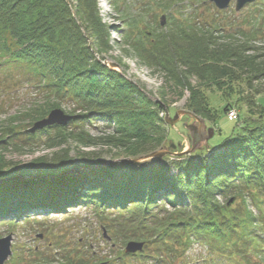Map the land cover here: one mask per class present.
I'll list each match as a JSON object with an SVG mask.
<instances>
[{"label": "trees", "instance_id": "trees-1", "mask_svg": "<svg viewBox=\"0 0 264 264\" xmlns=\"http://www.w3.org/2000/svg\"><path fill=\"white\" fill-rule=\"evenodd\" d=\"M196 15H187L180 22L170 15L168 28H161L160 21L154 32L143 33L146 41L135 37L144 21L129 18L124 23V39L130 49L125 53L132 51L154 72L163 73L179 93L188 91V110L214 125L220 114L248 105L247 113L228 118L238 123L234 135L213 152L208 144L209 150L202 146L191 155L167 156L164 160L169 165L163 163L153 170L129 161L103 166L94 153H84L79 162L88 170L77 178L60 175L63 167L74 163L70 149H65L61 157L49 161L52 166L33 175L51 179L0 185V224L15 216L33 220L41 214L64 215L87 206L103 223L109 219L101 213L109 211L120 217L126 234L123 229L115 231L122 234L125 245L138 239L147 241L138 253L139 263L143 259V264H166L167 257L153 252L170 255V261L181 260L183 251L195 241L220 253L221 264H250L251 255L264 261V97L255 100L250 91L252 96L239 88L243 81L250 85L264 77L260 59L264 55L259 53L264 48L255 45L259 35H264V19L259 24L256 17L251 18L254 31L240 36L238 32L225 35L219 26L212 29ZM111 30L98 0H0V73L25 78L43 96L42 102L24 114V124L32 129L51 111L63 110L65 102L75 106L64 110L73 116L67 126H47L32 133L28 128L17 131L13 118L8 125H0L2 151L4 142L18 150L40 144L53 147L67 140L79 145L101 142L130 160L167 143L161 117L166 103L152 101L137 84L104 64L112 47ZM209 94H218L217 106ZM98 123L105 124L106 134L92 137L86 129ZM38 163L47 161L32 165ZM17 166L0 163V174ZM249 202L257 215L249 209ZM165 205L172 211L160 217L157 213ZM149 250L152 255L146 256Z\"/></svg>", "mask_w": 264, "mask_h": 264}, {"label": "rangeland", "instance_id": "rangeland-1", "mask_svg": "<svg viewBox=\"0 0 264 264\" xmlns=\"http://www.w3.org/2000/svg\"><path fill=\"white\" fill-rule=\"evenodd\" d=\"M182 1L183 0H98L100 13L104 22L112 27V47L107 52V55H105V58L108 60L104 61V64L106 65V62L116 63L119 66V69L114 70L122 73L129 81L137 84L143 90V93L152 101L166 103V109L164 110V113L161 114V117L164 119L165 129H167V143L158 150L166 148L172 153L175 152L174 155H177L176 151H180L179 153L184 152L188 149V143L192 142L191 133L187 127L191 126L199 128L201 126L199 120H196L188 115H184L182 117L180 116V120L174 126H171L166 122L168 114L169 117L174 118L178 112L185 111L192 113L187 108L189 93L186 90H182L184 96H180L182 93L181 90L179 93V90L175 89L172 83H167L166 77H164L163 73L154 72L150 67L140 62L138 57L132 51L125 53V49L129 47H127L124 39V36L126 35L124 23H126L129 18L134 17L147 22H143L138 25V31L136 30L137 34L135 35V37H139L143 41H146V35L143 33L148 32L151 34L152 31L154 32L157 23L160 22L163 16L167 17L165 26H161L164 30L169 26L170 15H173L175 20L180 22L182 18L188 17L187 15L197 14L198 16L196 15L195 18L202 23H208L212 29H217L219 26L223 28L225 35L235 34L238 32L236 35L240 36H242V33L250 35L254 31L251 26L252 24L249 23L251 18L256 17L259 24L263 22L264 19V0H260L259 3L254 6H248L240 12H236L235 10V1H233L224 11L217 9L211 0H185L184 4L181 3ZM172 2L177 3V6L175 7V4H171ZM117 4L122 8V13L118 10L116 6ZM165 6H167V9ZM168 7L170 8L169 11ZM194 7L197 8L196 11H194ZM261 9L263 10L259 13L258 11H261ZM182 14H184V16H182ZM188 21H192V19ZM258 38L259 40L255 42V45L257 47L264 48V35L260 34ZM259 53L264 55V50H260ZM95 55L99 58L97 52H95ZM260 59L261 61H264V57ZM15 74L16 73H14V75ZM21 81L22 83H20ZM196 82V79L192 78V83L194 85L197 84ZM239 88L245 92V94L250 91L255 100L260 97L263 98L264 77L259 80H254L250 85L247 84L246 81H243L241 82ZM250 92L247 94L252 96ZM217 96L218 94H209L211 103L214 106H217V103L219 102ZM42 97L41 92L35 89L34 85L26 82L25 78L22 77L21 80L16 76L6 77L0 73V125H8V123L13 121L11 120L13 118L16 123L15 125L19 126L17 131L27 129L28 123L26 122L24 124V119H26L24 114L28 110L34 108L36 103L42 102ZM247 106L242 105V108L235 106V108L232 109L228 115L223 113L220 114L217 125H214L210 120L197 115L204 121L205 124L204 130L202 126L200 127L201 130H203L199 132L201 134L200 136H202V138L208 137L209 130H212L213 136L209 141L210 143H208L213 147L210 152H213L215 150L214 148L218 147L224 140L234 135L235 131L238 130V123L237 121H231L229 119H236L238 114L247 113ZM73 109H75L73 104L67 102L63 104V111H71ZM104 126L105 124L98 123L94 127H88L86 131L92 137H102L106 134L104 132ZM29 129L31 128H28L27 130ZM110 132L111 130L108 131V133ZM7 143L4 142V144H2V146L6 148L5 150L2 151L0 148V158H2L3 161L0 163H4L6 167L11 166V164L18 165L17 168H21L23 166L32 167L30 168L33 170L31 175H36L38 172L42 171L41 168L52 166L49 161L61 157L63 154L62 151L65 149H70L69 156L74 160L72 165H68V168L66 167L67 170L83 167L84 164L79 162V158L84 153H94L97 156V160L101 163L100 165L103 166L120 163L122 161H129V158L123 156L120 150L111 148L101 142H99L98 145H90L89 142H86L85 145H79L72 140H67L66 142L58 141L53 147H46L45 145L40 144L36 145L34 148L23 150L15 149L12 146L7 145ZM174 146L175 148H173ZM207 149L209 150V146ZM41 159H46L47 163H38L36 167L32 165L35 161H40ZM163 163L169 165L168 160H163ZM171 171L173 174L176 173L174 170ZM24 176L31 179L27 174H24ZM37 177L38 179H51L50 176L43 174L33 176L34 179ZM220 200L221 202H224V199ZM234 203H237V201ZM248 204L249 209L254 213V215H257L258 211L252 203L249 202ZM164 209V211L159 213L156 211V213L160 214V217H164V215H166V211H172V207L170 205H165ZM156 213L154 212V214ZM101 214L107 216L110 221L107 220L103 223L95 210L87 206L72 209L64 215L51 214L46 216L45 214H41L40 216H35L36 218L33 220L18 218L15 216L13 218L6 219L0 224V238L9 236V232L13 233L12 242L14 243L15 251L18 250L20 251H17L19 254L26 255L29 248L28 246L31 245L30 247L32 248V242L35 239L37 232H46L51 236L52 234H63L64 237L62 240L65 244L63 245V255L72 256L73 259L74 257L75 259L79 258L80 263L84 264L101 262L103 260L110 259L108 257L114 254V252L111 253V251H113L112 246L111 243H107V240L112 239V241L117 240L121 243L124 242V239L120 237L122 234L117 235L115 229H123L125 232V229L119 222L120 217L112 215L109 211ZM110 224H114L115 226L111 228ZM149 224V227L154 226L152 223ZM134 228L135 226L131 227V230ZM104 229L106 230V236H104ZM130 233L132 234L133 232L131 231ZM148 233L151 234L152 231ZM141 234L142 233L139 232V236H141ZM153 235H155V233H153ZM134 241L147 242L146 240L139 241V239ZM183 252V259L177 260L174 258L176 259L175 262L174 260L170 261L166 259V264H198V262H200L199 264H202L201 261H208L212 258H220V263H224L221 259L220 253H214L207 247L206 244L196 241L190 248ZM151 255L152 253L150 250L146 252V256ZM153 255L159 257L163 256L164 258L168 257L166 253L161 254L160 252L157 254L153 252ZM169 257L171 256L169 255ZM181 257L182 256H180V258ZM249 258L251 260L250 264H264V261L258 257L251 255ZM142 260L139 263L138 261L127 259L118 263L143 264L144 262H142ZM153 262L154 263L149 261L146 264H157L156 261Z\"/></svg>", "mask_w": 264, "mask_h": 264}, {"label": "water", "instance_id": "water-1", "mask_svg": "<svg viewBox=\"0 0 264 264\" xmlns=\"http://www.w3.org/2000/svg\"><path fill=\"white\" fill-rule=\"evenodd\" d=\"M211 1L214 3L216 8L219 9L220 11L226 10L231 5V3L235 1L236 2V5H235L236 12H240L246 7L254 5L255 3L258 2V0H211ZM160 21H161V26H165L167 17L163 16ZM106 65L112 70L119 69V66L116 63L106 62ZM184 115H188L196 120H199V123L202 126L203 130L205 129V124L202 119H200L197 115L193 113L185 112V111L178 112L174 116V118L169 117V114H168L166 118V122L170 124L171 126H174L180 120V118ZM72 119H73V116L66 114L63 110L55 109L50 112L49 116L46 119L36 123L34 127L30 129L29 131L34 133L38 129H43L47 126H53V125L67 126L72 121ZM200 127L199 128H194L191 126L187 127L191 133L192 142L188 143V149H186L184 152L177 154L178 156L192 154L196 150L202 148V145L208 147V143L213 136L212 130H209L208 137L202 138L199 132L203 130H201ZM173 148H175V146ZM173 155L174 153L170 152L169 150L165 148V149L154 151L138 159L129 160V162L137 167H144V168H149L153 170V169H156L162 166L163 160L165 157L173 156ZM66 167L68 168V165L63 167L60 171L61 172L60 175L63 177L72 176L74 178H77L88 170V167L85 165L83 167H79V168L77 167V168H73L69 170H67ZM30 168L32 167H27V166L26 167L23 166L21 168L16 167L7 173L0 174V185L6 184V183H13V182L21 183L23 181H28V180H39L38 177L36 179L33 178V175H31L33 170ZM34 169H37V168H34ZM24 174L29 175V178L31 179H28V177L24 176ZM11 242H12L11 236L0 239V264H4L5 261L11 255ZM144 246H145V243L143 242H134V241L129 242L126 246V253L136 254L138 252H141L144 249Z\"/></svg>", "mask_w": 264, "mask_h": 264}, {"label": "flooded vegetation", "instance_id": "flooded-vegetation-1", "mask_svg": "<svg viewBox=\"0 0 264 264\" xmlns=\"http://www.w3.org/2000/svg\"><path fill=\"white\" fill-rule=\"evenodd\" d=\"M41 226V225H39ZM43 226V225H42ZM104 231H106L104 229ZM41 232V233H40ZM37 232L35 235V239L33 240L32 248L28 246L27 254H19L20 251H15L14 243L11 242V255L9 258L5 261L4 264H84L80 263L79 258H76L72 256L63 255L62 252L64 250L63 245V234H52L49 235L48 233L42 231ZM13 233L9 232V236L13 239ZM104 236H106L104 234ZM51 237V239H50ZM2 239V238H0ZM82 242V241H81ZM107 243H111L112 250L111 253L114 252L113 255H110L107 260H103L101 262H95L91 264H120L118 262H123V260H135L137 261L139 258V254H126V245L124 242H119L117 240L109 239L107 240ZM118 248V249H116ZM72 250V249H71ZM73 251V250H72ZM74 253V251H73ZM72 253V254H73ZM170 258V257H169ZM167 257V259H169ZM209 264H221L220 258L219 259H210L208 260ZM200 262H198L199 264ZM202 264L207 263L206 260L201 261ZM88 264V263H87ZM122 264V263H121ZM196 264V263H194Z\"/></svg>", "mask_w": 264, "mask_h": 264}]
</instances>
